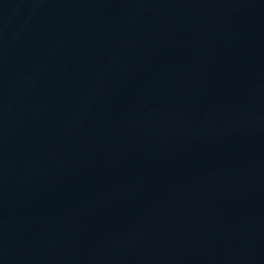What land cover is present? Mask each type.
<instances>
[{
  "label": "water",
  "instance_id": "1",
  "mask_svg": "<svg viewBox=\"0 0 264 264\" xmlns=\"http://www.w3.org/2000/svg\"><path fill=\"white\" fill-rule=\"evenodd\" d=\"M0 264H264V0H0Z\"/></svg>",
  "mask_w": 264,
  "mask_h": 264
}]
</instances>
